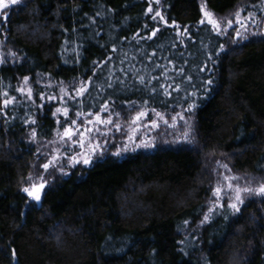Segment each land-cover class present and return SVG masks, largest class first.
Masks as SVG:
<instances>
[{
    "label": "trees",
    "instance_id": "16d2710c",
    "mask_svg": "<svg viewBox=\"0 0 264 264\" xmlns=\"http://www.w3.org/2000/svg\"><path fill=\"white\" fill-rule=\"evenodd\" d=\"M202 5L255 23L217 34L199 23ZM0 59V264H264V196L243 192L235 212L227 186L217 200L211 183H264V0H19L0 9ZM96 112L113 120L91 134L103 154L73 166L76 146L64 143L59 171L31 199L23 189L43 144Z\"/></svg>",
    "mask_w": 264,
    "mask_h": 264
},
{
    "label": "snow or ice",
    "instance_id": "6c2138e0",
    "mask_svg": "<svg viewBox=\"0 0 264 264\" xmlns=\"http://www.w3.org/2000/svg\"><path fill=\"white\" fill-rule=\"evenodd\" d=\"M18 2H19V0H0V9H7L10 6V4H17ZM149 2L151 4V0H149ZM155 2L159 3L160 0H155ZM152 11H153V9L150 6L148 8V12L151 13ZM202 11H203V18L199 21V23L203 25V24H205V22H207V24L211 26L212 30L215 31L217 34H220V35H226L227 29L231 28L234 23H237L240 25V27L236 29V36L242 37L244 35V33L241 31V29H244L245 32L247 31V24L245 23V21H252L253 23H255L254 13H249L247 17L242 18L241 17V11L238 10L234 14V19H229V18H217L213 12L207 10L203 5H202ZM4 17H5V19L7 18V12L4 13ZM157 17H159V19L161 21H163L166 25L168 24V21L165 19V17L161 14L160 11H156L155 15L152 16V19L156 20ZM172 23L175 24V21H173ZM158 31H159L158 28L154 29L151 33V36H149L148 38L151 39L152 37H154ZM113 51H115V48H113ZM0 63H3L2 59H0ZM28 79H29L28 77H24V84L25 85H27ZM189 79H191V77H189ZM140 81L143 83L144 77H140ZM207 83L211 84L212 81L208 80ZM89 84H90V78L88 81H84V80L80 81L79 86L74 89L75 96L71 97V98L75 99L76 97L83 96L88 91ZM109 87H111V85H109ZM161 87H164V86L161 85ZM18 91H20L21 93H24L26 91L29 98H31V96H32V89L30 87L27 89L22 87V88L18 89ZM151 91L152 92L156 91L155 86H153ZM61 92L65 93L66 95L68 94L67 89H65V88H61ZM165 94L171 95L170 92H167V89H165ZM4 95L7 96L8 94L4 93ZM54 98L55 97H50V99H54ZM15 99H16L15 97H11L10 99H4V101H3L4 107H7L9 104H12L15 101ZM61 99H63V97H61ZM108 107L109 106L107 104L102 105L101 111H104V112L108 111ZM194 107H195V104L189 105L188 110L191 111ZM152 111L155 113V115L160 120H164V123H166V124L168 123V121L164 118V115L162 113L157 112L155 109H152ZM57 112L62 113L63 116L65 118H67L68 113H69V109L67 107H64L62 109L58 108ZM76 115L82 117L85 115V113L83 111H78L76 113ZM88 115L93 116L94 118L88 119L86 121V123H81L80 125H77L76 120H71L70 123H68V125L63 128L62 133H60V132L57 133V135L60 136L61 141H64L65 143H70V145H77L78 144L79 148L82 150L81 153L69 157V162L73 166H75V164H78V163H83L85 165H90L92 163L91 157L100 149V144H99V142L93 143L91 133L93 131H96V132L101 131L100 128L98 127V125H104L105 127H107V125L113 124V120H112L111 116L104 118L101 116L100 112H96L94 114L88 113ZM116 115L119 116V113H116ZM147 115H148V112L143 110V109H141L140 111H138L136 113L134 119L132 120V124L136 125V129H134V131L138 130V128L140 127L141 119L146 117ZM181 118H183V117H181ZM172 119L174 120L175 117H173ZM31 122L36 123L35 120H32ZM58 123H59V121H58ZM150 124L153 128L159 127L157 120H151ZM115 127L117 128V130L120 129L119 124H116ZM81 129H83V131H81ZM101 134H104V133H101ZM77 135H78L79 139L74 140L73 137L77 136ZM32 136H33V138H35V136H36L35 130H33ZM184 138L188 139L187 133L184 134ZM138 146L149 147L152 145L148 142L141 141V144ZM125 150H127V149H125ZM101 154H102V152H101ZM114 155H120V152L118 151V152L114 153ZM58 159H59V157H54L52 161H49V163L43 164L42 167L45 170H47ZM224 167H227V165H224ZM60 170H61V172H63V168H61ZM29 179H31V177H29ZM236 179H239V178L238 177H225V180L228 181L227 188L230 191L235 192L234 201L232 203H229L228 207L233 209L235 212H239L240 211L239 206L244 203V200H243L241 193L247 192L249 194H256V195L264 196V183H261L255 189H253L252 187H243L242 188L238 184L234 185L232 183V181L236 180ZM39 180H40L39 184L33 182L31 184V187H25L23 189V191L26 192L28 194V196L32 197L36 201L41 200V191L45 188L46 183H47L43 179V177H39ZM222 191H223V188L219 185L214 189L213 194H214V196L217 197V200H219V198L221 197ZM220 207H223V204H221ZM210 211H212V210L210 209ZM208 219H209L208 216L204 217L205 221H207ZM185 223H187V221H185Z\"/></svg>",
    "mask_w": 264,
    "mask_h": 264
},
{
    "label": "rangeland",
    "instance_id": "374dc122",
    "mask_svg": "<svg viewBox=\"0 0 264 264\" xmlns=\"http://www.w3.org/2000/svg\"><path fill=\"white\" fill-rule=\"evenodd\" d=\"M160 132H163V133L161 135L157 134V139L161 137L160 140H157V142L159 144H164V143L169 144L170 142H168L167 138L168 139H170V138L166 135L167 133L165 131H163V130H160ZM54 137L55 138L50 143L43 144V146L41 148H42V151H43L44 155H46L45 156L46 157L45 163H49V161H52L54 157H59V159L56 160L54 162V164L52 166H50L47 170H45L42 167L43 164H45V163H41L40 166L42 167V169H40V170L33 169L32 170L33 172L30 175L31 179H28V181L26 183V187H31V184L33 182L39 184L40 183L39 177H43L44 180H47V178H48L47 176L53 175V174L57 173V171H59L58 169H59V166H61V162L60 161L62 159V153L61 152L63 150V146H64V143L65 142L64 141H61L60 136H58L57 134L54 135ZM73 139L76 140L77 138H74L73 137ZM174 141H175L176 144H178L176 137H174ZM93 143H96V142L93 141ZM99 144H100V149L94 155H92L91 160L97 158V156L99 155V152L105 150V145H103L101 142H99ZM68 145L70 146V143H68ZM132 145H135V144L132 143ZM75 146H76V150H77L76 151V154L81 153L82 150L80 148H78V144L75 145ZM54 166H56V167L53 168ZM224 168H226V167H224ZM224 172H226V171L224 170ZM211 174H213L214 176H217V174H215V170H212V173ZM225 177H228V176L222 175V176L217 177V178L216 177L211 178V181H212L211 183L213 185L212 186V189L214 190L218 185L222 186V184L224 186H227L228 181L225 180ZM239 186L242 187V185H239ZM228 192H230L231 195ZM225 193H228V195L232 196V197H230L231 199H234L235 198V192L234 191H230L228 188H226L225 189ZM241 194H243V193H241ZM249 195L250 194H248V196Z\"/></svg>",
    "mask_w": 264,
    "mask_h": 264
},
{
    "label": "water",
    "instance_id": "95a60500",
    "mask_svg": "<svg viewBox=\"0 0 264 264\" xmlns=\"http://www.w3.org/2000/svg\"><path fill=\"white\" fill-rule=\"evenodd\" d=\"M30 197V196H29ZM32 199V197H30ZM14 262H16V259H14Z\"/></svg>",
    "mask_w": 264,
    "mask_h": 264
}]
</instances>
